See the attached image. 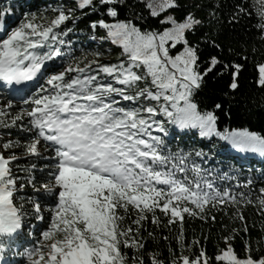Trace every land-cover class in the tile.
<instances>
[{
  "label": "snow or ice",
  "instance_id": "1",
  "mask_svg": "<svg viewBox=\"0 0 264 264\" xmlns=\"http://www.w3.org/2000/svg\"><path fill=\"white\" fill-rule=\"evenodd\" d=\"M138 2L159 21L157 27L134 23L145 19L134 10L133 19H120L118 6H126L127 0H77L75 5L80 10L102 6L99 10L112 18H98L90 27L105 30L101 39L122 49L123 59L116 62L72 57L45 74L46 62L63 57L64 46L71 44L63 37L73 30L67 23L75 22L74 9L54 8L50 16L23 13L18 26L4 28L0 82L10 97L0 104V126L18 125L20 139L0 141V264H147L144 232L149 220L155 228L179 227V252L169 247L168 261L149 253L150 264H213L204 248L191 251L200 241H186V217L215 222V210L228 214L231 207V215L244 222L247 233L241 206L253 205L264 216V187L255 200L220 187L217 176L223 180L228 173L214 175L215 170L197 163L207 155L202 148L173 152L165 142L170 128L196 130L209 142L216 137L235 149L264 155V135L246 127L221 131L218 113L224 112V100L214 93L202 96L209 75L221 65L217 76L227 73V89L238 91L244 65L223 63L215 55L201 62L200 43L189 40L205 24V17L187 10L203 9L196 0L187 5L180 0ZM220 7L208 13L209 24L220 22ZM178 10L184 14L174 15ZM252 10L264 42V0L237 2L228 22L238 24ZM7 14L4 10L0 17ZM204 42L221 48L210 37ZM91 55L98 58L102 53ZM255 67L254 82L264 88V62ZM29 82L35 83L29 87ZM24 159L45 163L37 172L36 162L20 168ZM33 221L41 223L33 227ZM237 232L233 228L223 236L215 264H264V252H254L250 241L245 242L244 255L235 251ZM33 233H38L35 241L30 239ZM154 235L147 231L148 237ZM9 254L21 259L13 262Z\"/></svg>",
  "mask_w": 264,
  "mask_h": 264
},
{
  "label": "trees",
  "instance_id": "2",
  "mask_svg": "<svg viewBox=\"0 0 264 264\" xmlns=\"http://www.w3.org/2000/svg\"><path fill=\"white\" fill-rule=\"evenodd\" d=\"M72 9L76 20L74 23L68 22L67 27L73 29L67 36L63 37L66 41H71L70 45L64 46L65 55L61 58H55L52 61L46 62L44 69L45 74L52 70H59L61 65L69 62L72 57L82 58L87 56L89 60L99 59L102 63L116 62L117 58L123 59L121 56L122 49L106 39H101L106 36L103 29H92L90 24L98 18H105L108 22H112L111 17L106 16V12L91 8L87 10H80L75 8L77 1L67 0ZM98 2V0H97ZM182 5L191 4L193 0H180ZM239 2L240 4L251 5L252 0H196V3L203 5V9H187L194 11L197 16L205 17V24L201 30L194 34L189 35V40L193 43H200V56L201 62L206 63L208 59L215 55L223 63H231L233 61L243 64L244 67L239 76V90L232 93L227 89L228 74L225 73L223 78H219L217 74L221 71V66H218L213 73L208 77L209 87L205 89L202 96L208 93H214L220 99L224 100V112L218 113L220 118L219 128L222 131L224 128H240L246 127L250 131H256L264 135V88L255 84L257 76L256 64L264 62V42L260 41L258 29L255 27L257 16L254 10L252 15L246 16L238 24L229 23V18L233 5ZM220 4L217 9L220 16V22L217 23L212 20L209 24L211 17L208 13ZM65 0H0V12L8 10L6 16L0 17V22L7 24L10 29L18 26L23 19V13L35 12L38 15L44 14L47 16L52 15V9H65ZM119 18L120 19H133L132 11L134 10L137 15H144V20L134 19V23L147 28L149 25L155 28L159 25V21L148 16L147 9L143 8L142 3L138 0H127V5H119ZM183 11H176L174 15L182 16ZM63 29L64 26L62 25ZM210 37L216 40V43L221 45V48H214L210 43L204 42V37ZM98 40L101 44H92L91 40ZM222 49V50H221ZM47 50V49H45ZM179 50V47L176 51ZM100 52V57H93V52ZM174 53V52H173ZM174 55V54H173ZM245 57L247 59H245ZM109 83H114L108 80ZM42 83V80L40 81ZM229 94L225 96L224 94ZM4 97L9 98L10 94L4 93ZM207 102V100L205 101ZM219 102V100L217 101ZM130 102L122 101L123 105H128ZM19 123V122H18ZM8 133L20 139L18 125L9 129ZM169 135L165 137L167 148L173 152L183 150L184 152L192 150H200L201 148L207 154L203 161L197 159L196 162L200 163L204 169L215 170V173L223 175L228 173L229 178L223 180L216 178V184L220 187H229L234 193H245L252 199H256L260 193L259 189L264 187V156L260 153L250 151L236 150L230 147L226 142L219 141L216 137L211 138V142L206 138L197 137L196 133H191L189 130L180 133V130L173 132L169 129ZM176 133H179L178 135ZM36 162L38 167H43L44 161H19V167H27L29 163ZM20 171L19 169H17ZM21 176L25 177L26 173L23 171ZM37 172L38 169H37ZM248 180H252V184H247ZM24 195V193H21ZM243 215L246 217L248 232L243 231L244 222L239 221L231 215L233 209L227 208V213L224 211L215 210L213 214L216 216V221L212 222L209 219L207 222L201 221L198 218H185L184 233L187 242L193 239L200 241L199 245L194 247L191 251L198 253L200 248H204L207 255L212 258L215 264L214 256L219 247L224 246L223 236L231 233L233 228H237L238 232L234 234L232 245L239 255H244V246L246 241H250L254 252H264V216L258 214V208L253 205L241 206ZM163 219V217H162ZM41 222L33 221L32 226L40 224ZM147 231H153L154 237H148L147 231L144 232L145 244L144 256L147 264L149 253H158L161 259L168 261L171 259L169 247H172L179 252L176 246L175 237L179 232L178 226L171 228H164L163 225L155 228L151 221L146 223ZM168 237L167 240L163 237ZM206 237V239H205ZM38 238V233H33L30 238L35 241ZM260 242V243H258ZM26 246H31L26 245ZM127 251V250H125ZM188 254V253H186ZM9 260L13 262L21 259L19 256H12L9 254Z\"/></svg>",
  "mask_w": 264,
  "mask_h": 264
},
{
  "label": "rangeland",
  "instance_id": "3",
  "mask_svg": "<svg viewBox=\"0 0 264 264\" xmlns=\"http://www.w3.org/2000/svg\"><path fill=\"white\" fill-rule=\"evenodd\" d=\"M73 1H77V0H73ZM65 2H66V6H65V9H66V10H67V9H72V8H73L72 5H70L69 1L65 0ZM5 27H7V24H5V23H1V22H0V37H2V36L4 35V28H5ZM7 28L10 30L9 27H7ZM107 41H108V40L106 39V42H107ZM90 42H92V44H97V45L101 44L98 40H95V39H94V40H91ZM172 54L175 55V51H174V53H172ZM42 83H43V80H42ZM4 93H7V94H8L6 88L3 87V86H0V104L4 103V102H5V98H7V97H4ZM3 119H4L3 117H0V120H3ZM8 122L10 123L11 121L9 120ZM9 129H10V128H9ZM9 129H5V128H3L2 126H0V141H4V140H8V139H12V140H14V141H15V140H18L17 138L11 136V135L8 133ZM189 131H190L191 133H196L197 137L201 138L196 130H189ZM180 133H183V132H180ZM206 139H208V138H206ZM210 139H211V138H210ZM216 139L219 140V138H216ZM219 141H222V140H219ZM222 142H226V141H222ZM226 143H227V142H226ZM227 144H228V143H227ZM228 145H229L230 147H232L230 144H228ZM234 149H235V148H234ZM236 150L238 151V149H236ZM263 156H264V155H263ZM24 160H26V159H24ZM21 161H22V160H21ZM14 167H15V165H14ZM40 168H41V167H38V171H40ZM16 174H17L18 176L22 177V176H21L22 172L18 171L17 169H16ZM28 191H31V189L29 188Z\"/></svg>",
  "mask_w": 264,
  "mask_h": 264
}]
</instances>
